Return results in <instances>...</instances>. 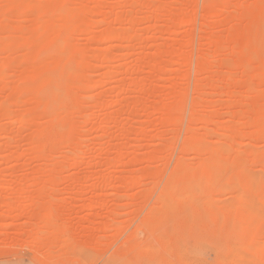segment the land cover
<instances>
[{
  "label": "rangeland",
  "instance_id": "1",
  "mask_svg": "<svg viewBox=\"0 0 264 264\" xmlns=\"http://www.w3.org/2000/svg\"><path fill=\"white\" fill-rule=\"evenodd\" d=\"M258 110L264 0H0V264H261Z\"/></svg>",
  "mask_w": 264,
  "mask_h": 264
},
{
  "label": "snow or ice",
  "instance_id": "2",
  "mask_svg": "<svg viewBox=\"0 0 264 264\" xmlns=\"http://www.w3.org/2000/svg\"><path fill=\"white\" fill-rule=\"evenodd\" d=\"M64 53L65 48L63 46H50L43 49L41 53L38 54V59L42 64L57 63V58H62ZM73 69L74 64L71 61H62V63H57L56 69H49L42 74L46 83L41 89V93L45 97V107L53 117L54 122H58L60 113L67 107H70L61 98V94L58 90L61 85L58 82L63 78L65 81L64 87L70 90L75 83L73 80ZM232 179V176L225 177V181L228 183H230ZM260 221L261 233L258 246L262 257H264V178L261 179ZM244 223L245 226H247V220H245ZM241 238L245 243V250L256 243L254 232L245 230L241 233ZM146 244L149 247L151 246L150 241L146 242ZM261 264H264V259H262Z\"/></svg>",
  "mask_w": 264,
  "mask_h": 264
},
{
  "label": "bare ground",
  "instance_id": "3",
  "mask_svg": "<svg viewBox=\"0 0 264 264\" xmlns=\"http://www.w3.org/2000/svg\"><path fill=\"white\" fill-rule=\"evenodd\" d=\"M245 9H247V8H245ZM113 31H114V30H113ZM111 32H112V30H111ZM109 34L111 35V33H109ZM113 34H114V35H113ZM117 34H118V33H117L116 31H115V33L112 32V36H114V37H118ZM120 34H121V33H120ZM120 34H119V36H120ZM112 36H111V37H112ZM229 79H230V78H229ZM225 80L229 81V80L226 79V78H225ZM225 80H224V81H225ZM227 81H225V82H227ZM227 83H229V82H227ZM225 84H226V83H225ZM226 85H227V84H226ZM262 109H263V108H262ZM259 110H260V108H259ZM259 110L257 111V112H258L257 114H258V116H260V118L257 116V117H258L257 119H258V122L260 121L259 119H262L261 122H263V120H264V110H263L261 113H260L261 110H260V111H259ZM255 119H256V118H255ZM257 119H256V120H257ZM254 124H255V123H254ZM263 126H264V125H263ZM263 126L260 125V127H259V126L257 125V127L260 128L261 130H258L256 133H255V131H256V130H255V131L253 132V133H255V134H253V133L251 134V135H253V136H251L250 140L254 141V140L259 139V137H264V133H263L264 128L262 129ZM255 127H256V126H255ZM262 130H263V131H262ZM262 134H263V135H262ZM260 135H261V136H260ZM191 137H192V136H190V138H191ZM188 139H189V138H188ZM253 139H254V140H253ZM192 140H193V139H192ZM195 140H196V138H195ZM195 140H194V141H195ZM201 141H202V140H201ZM201 141H200V142H201ZM252 141H251V142H252ZM189 142H191V140H190ZM189 142H187V144H189ZM195 142H196V141H195ZM200 142H198V143L200 144ZM194 144L196 145V143H194ZM199 144H198V145H199ZM198 145H197V146H198ZM225 151H226V150H225V147H223L221 144H217V145L213 146V147L209 150V152H208V153L210 154L209 156L212 158L211 161H209V162H211V164H213L214 162H216V163L219 164V165H218V164L214 163V164H215V165H214L215 167H216V166H217V167L220 166V163H221V165H222V164H223V163H222L223 160H222L220 157L223 155V153H224ZM246 154H247V153H246ZM248 154H249V153H248ZM243 156H244V152H243V151H242V152H240V150H239V151H238V150H237V151H236V150L234 151V156H233L232 159H233V161L237 162V163L235 164V167H236V165L240 164V163L243 161ZM207 161H208V160H207ZM207 161H206V163H207ZM206 163H205V164H206ZM228 163H229V162H228ZM211 164L209 165L208 168H210L211 166L213 167V165H211ZM230 164H231V165H234L232 162H231ZM230 164H229V165H230ZM231 165H230V167H233V166H231ZM204 166H205V165H204ZM241 166H242V164H241V165H238V167H241ZM177 167H181V165L178 164V165H176V168H177ZM182 167H183V166H182ZM182 167H181V168H182ZM212 167H211V169H212ZM176 168H175V169H176ZM204 168H205V167H204ZM177 169H178V168H177ZM205 169H206V168H205ZM211 169H209V170H211ZM220 169H221V167H220ZM179 170H181V169L179 168ZM205 171H206V170H205ZM216 171H217V170H216ZM211 172H213V173H211ZM211 172H210V173L212 174V175H211L212 177H213V176L217 177V175H214V174H215L214 171L211 170ZM220 172H221V171H220ZM218 173H219V172L217 171L216 174H218ZM219 176H220V175H219ZM220 177H221V176H220ZM222 177H223V176H222ZM213 179H214V178H213ZM216 179H217V178H216ZM211 180H212V179H211ZM217 182H218V181H217ZM206 183H208V182H206ZM210 183H212V182H210ZM170 184H171V183H170ZM216 184H217V183H216ZM240 184H241V183H240ZM234 185H235V184H234ZM214 186H215V185H214ZM216 186H217V185H216ZM222 186H223V185H222ZM232 186H233V185H232ZM238 186H239V185H237L236 187H238ZM244 186H245V185H244ZM217 187H218V186H217ZM217 187H216V188H217ZM222 188H223V187H222ZM219 189H220V188H219ZM239 189H240V188H239ZM213 190H214V189H213ZM220 190H221V189H220ZM214 191H215V190H214ZM217 191H218V190H217ZM252 192H253V191H252ZM210 193H211V192H210ZM259 197H260V196H258V197L255 196V197H254V200H255L256 198L259 199ZM159 198H162V196H160ZM260 198H261V197H260ZM257 199H256V200H257ZM251 200L254 201L253 199H251ZM10 203H11V202H10ZM12 203H13V202H12ZM8 204H9V203H8ZM247 209H248V208H247ZM247 209H246V210H247ZM11 210H12V209H11ZM243 211H244V209H242V212H243ZM23 212H24V211H23ZM34 212H35V211H34ZM36 212H37V211H36ZM36 212H35V213H36ZM45 212H46V211H45ZM38 213H40V212L38 211ZM47 213H48V212H47ZM246 213H247V212H246ZM3 216H4V215H3ZM37 216H38V215H37ZM0 218H2V217H0ZM242 245H243V243H242ZM249 255H250V254H249ZM253 257H254V256H253ZM248 262H250V261L248 260ZM255 263H256V261H255ZM257 264H259V263H257Z\"/></svg>",
  "mask_w": 264,
  "mask_h": 264
}]
</instances>
